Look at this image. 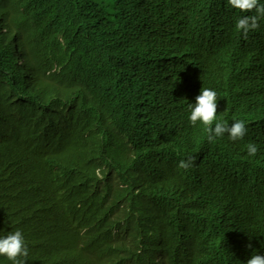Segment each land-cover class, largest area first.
Returning a JSON list of instances; mask_svg holds the SVG:
<instances>
[{"label": "trees", "instance_id": "trees-1", "mask_svg": "<svg viewBox=\"0 0 264 264\" xmlns=\"http://www.w3.org/2000/svg\"><path fill=\"white\" fill-rule=\"evenodd\" d=\"M13 1L43 19L29 16L27 12H23V17L10 14L15 8L9 6ZM71 1L65 0L64 7L56 0H28L25 4L24 0H0V29L7 28L0 34L3 54L0 56V97L10 94L11 84L19 104L0 101V183L12 186L10 191H4V196L13 193L18 200L10 204L14 216L8 218V231L0 237L17 230L23 234L26 225H31L35 237H51L52 241L46 243L26 236V258L40 264H50L46 256L53 253L64 264H153L159 246L181 256L183 264H231L228 255H240L247 262L249 254L255 255L264 245L263 238L260 242L256 239L255 248L249 247V234L245 230L248 227L252 235L264 233V99L255 93L264 85V73L257 75V70H264V51L259 53L240 46L236 40L223 38L221 32H211L205 26L196 27V20H188L182 14L190 7L181 3L172 7L180 6L181 10L169 12L163 7L167 0H148L149 10L158 7L156 11L162 12L163 18L158 22L152 19L140 22L150 13H140L134 8L123 10L119 6L121 0H74L75 4H70ZM132 2L123 1L124 4ZM35 5L38 8L34 9ZM102 5L105 7L100 8ZM46 6L50 8L45 9ZM108 7L114 8L108 13L110 21L94 18L95 14H106ZM55 9L63 13H57L50 21ZM120 16H123L121 20ZM171 19L176 22L174 36L161 35L159 28ZM128 20L133 23L122 38L125 43H132L127 51L148 68L150 80L146 85L158 75L160 81L155 91L132 95L131 104H136L120 120L123 137L116 141L114 160L110 162L105 154L110 145L96 141L95 137L101 136V128L91 117L103 110L110 91L102 90L106 86L89 74L95 70L94 63H99V59L89 63L90 44L96 40L95 35L91 38L90 35L102 30L110 32L108 23H113V30L117 32ZM75 21L78 24L73 27ZM147 22L150 24L144 26ZM59 24L66 25L67 29L54 34ZM29 26L38 30L23 31V27ZM46 28L49 31L40 34ZM146 29L157 32L155 38L159 39L154 47H151V38L141 36L148 34L144 32ZM32 33L38 34L32 42L40 44L26 49H34L26 54L35 68L29 71L17 53L20 39ZM63 33L75 38L65 39L63 43L58 39ZM97 41L100 44L97 51L105 54L104 68L113 70L107 55L108 43L102 39ZM176 41L179 44L172 49ZM75 43L73 52H66ZM8 50L15 53L5 54ZM142 50H148L151 60L141 55ZM52 53L53 56L58 53L63 57L79 56L84 60L76 64L58 60L59 70L64 67L70 70L61 80V73L53 75L52 68L47 67L52 62ZM41 56L45 57L43 66L38 64ZM9 58L15 62L7 63ZM153 62L160 63L155 71ZM16 66L27 77L17 72ZM123 66L127 71L134 67L130 62ZM113 77L108 75V84ZM35 81L43 91L38 100L29 91ZM127 83L136 85L131 80ZM180 85L190 86L197 95L202 88L216 91V122L231 125L236 120L245 121L247 132L236 140L245 146L232 163V170L223 166L221 155L224 145L231 150L238 149L230 143L236 141L226 133L209 142L205 126L199 121L193 126L189 120L188 105L195 103L197 95L185 93L188 87L176 90ZM60 87L64 89L59 91ZM237 89L249 90L238 94ZM52 97L57 101H50ZM117 97L126 99L124 95ZM73 101L83 105L80 118ZM111 103L116 109L127 111ZM248 143L257 146L255 156L248 155ZM189 157L195 158L194 166L180 168V162ZM237 168H242L243 173L238 174ZM100 169L102 176L98 174ZM96 181H103L109 187ZM172 182H177L182 191L173 197L160 195L165 184ZM90 185L100 187L102 194ZM228 196L231 206L235 204L230 206L229 229L216 235L207 221V209L220 205ZM85 198L95 206L97 202L100 205L83 208L78 201ZM32 199L33 203L25 206ZM0 200L3 206L2 196ZM35 202L46 205L36 208ZM237 207L239 217L235 226ZM38 211L42 215L37 216ZM167 211L175 212L180 219L172 222L165 218ZM215 242L231 248L221 249ZM120 245L127 247L123 253ZM237 248L241 250L237 252ZM70 259L72 263H67ZM7 261L0 256V264Z\"/></svg>", "mask_w": 264, "mask_h": 264}, {"label": "bare ground", "instance_id": "bare-ground-1", "mask_svg": "<svg viewBox=\"0 0 264 264\" xmlns=\"http://www.w3.org/2000/svg\"><path fill=\"white\" fill-rule=\"evenodd\" d=\"M28 0H24L23 4H25ZM58 3H62V5H64V7H66V5L64 4L65 0H56ZM124 0H121V2H119V6L121 9L123 10H127V9H135L136 11L140 12V13H150L148 16L146 17H142L140 19V22H143L145 20L148 19H152L154 22H158V19L163 18V14L162 12H157L156 9L158 7H156L153 10H149L150 5L148 4V0H133L134 2L132 3H128V4H124L123 3ZM153 1H161V0H153ZM207 1H211L215 4H217L215 1L216 0H204L203 4H200L199 6H196L194 4L195 0H167L166 2L163 3V7L167 8V10H169V12H173L176 10H181L180 6H176L178 3H181L183 5L189 6L192 9L200 7L201 10L199 12H193L191 9H188L187 11L182 12L183 15H186L188 20H196V27L198 28H203L204 24L206 23L207 18H213L215 19V21L220 24V30H221V34L223 36V38L226 39H231V40H236L238 42V44L240 46H245L248 49H251L253 51L259 52L261 53L262 51H264V27L262 26L263 22H264V17H261L258 21L259 23V27L255 30L249 31L247 37H244V35L242 34V32H239L236 30V27L234 26L233 28L227 27V23H224L222 21V17L223 16H235L237 18H240L244 15H256L255 11L253 10L252 14H248L245 12H241L238 9H234L232 8L230 5L228 4H217V8L214 11H208V8L204 5ZM138 3H141V5L139 6ZM259 3H264V0H259ZM70 4H75V1L72 0L70 2ZM9 6H14L15 8L11 11L10 14H15L17 17H23V12H27L29 16L38 18L39 20H42L43 17L42 16H38L34 13H29V9L21 6L20 4H16L15 1L11 2L9 4ZM105 7L104 5H102L100 8ZM38 8L37 5L34 6V9ZM50 6H46L45 9H49ZM114 11L113 7H108L107 8V13L106 14H95L94 18H102L104 22H108L111 20V17L108 16V13H111ZM57 13L62 14L63 11H58L57 9H55V13L52 15V18L50 21H52L54 18H56ZM123 16H120L119 19L121 20ZM85 21H89L88 19H85ZM124 26L120 25L119 26V30L116 32L114 31V27L115 25L113 23H108L107 24V29H109L110 32L104 31L102 30L99 33H92L90 35V38L93 37V35H95L96 40L94 42H92L90 44V55H89V63H92L91 60L92 59H99V63H94L95 65V70H90L89 74L93 77H95L93 80H100L102 82V84H104V86H106L105 89L102 88V90H106V91H110V93H107V98L105 100V104L103 107V110L101 112H97L94 115H92L91 117L93 119H95L97 122H99L100 124V134L101 136H97L96 141L97 142H104V143H108V145H110V149H106L105 154L107 159L111 162L114 160V155H115V151L117 148V144L116 141H119L122 139L123 137V131H122V126L120 124V120L121 118L128 114V110H130V108L134 107L136 103L131 104L132 101V95H141L146 93L147 91H155L157 89V87L159 86V81H160V77L158 75V77L151 79V81L149 82L148 85H146L147 81L150 80V76L149 75V70L146 67V65L144 64V62L132 57V53L127 51V48L132 46V43H125L122 38L126 37V28L131 25L133 23V20H128V21H124ZM78 24L77 21H75L73 23V27L76 26ZM150 24V22H147L144 26H148ZM176 24V22L171 19L169 21H166L163 25H161V27L159 28L158 31L161 32V35L164 33H168V35L170 37L174 36L175 34V30L174 25ZM231 24H233V22H231ZM11 28V27H9ZM27 29H34V30H38L37 27H33V26H29V27H23V31H26ZM50 28H46L44 30H42L40 32V34H44L47 33L49 31ZM67 29V26L64 24H59L58 26H55V29L53 30L54 34H58L64 30ZM7 31L6 27H2L0 29V34L4 33ZM130 32V31H129ZM144 32L148 33V34H143L141 36L144 37H149L151 38V47H154L156 40L159 39V37L155 38L156 33H150L149 29H146ZM140 36V37H141ZM38 34L36 33H32L30 37L25 36L22 37L20 39V41L18 42V46L20 47V51L17 53L19 55V58L21 60V62L25 65L26 69H29V71H32V69H35L31 66V64L28 62L27 58H26V54L27 52H33L34 49H31L30 51H27L26 49L28 47L31 46H36L39 45L40 43H33L32 39L33 38H37ZM75 37H70L67 33H63L59 36V40H63V43H65V39L68 40H73ZM88 38H86L87 40ZM98 39H102L105 40L108 43V48H107V55L110 57V60L112 62V66L114 67L113 70L108 71L104 68V64H102V61L105 58V54L101 51H97V48H100V44L97 41ZM138 39V38H137ZM179 44V42L176 41V43L171 46L172 49H174L177 45ZM77 46V43L73 44L71 47H69V49L66 52H73L74 48ZM62 50H60L61 52ZM7 55L11 56L13 55V53H15L13 50H8L6 52H4ZM140 55V54H139ZM141 55H145L146 58L148 60H151V56L148 54V50H142V54ZM140 55V56H141ZM0 56H3V54L0 53ZM53 56V53H52ZM67 60V61H74L75 64L79 61H83V57H63L60 53H58V55L53 56L52 58V62L51 64L47 65V67L52 68L51 71L53 73V75H58V73H61L63 75L61 80L65 79V76L67 74V72H70V70L66 69V67L63 68V70H59L60 68V63L56 64V62L59 60ZM12 58H9L7 63L12 61ZM262 61H264V58L262 59ZM15 62V61H12ZM131 63L134 67L131 68L130 71H127L123 64H128ZM2 64V62H0V65ZM39 66H43L45 64V57L41 56L38 62ZM153 70L155 71V66H160V63H156L153 62ZM9 65V64H8ZM16 70L17 72L21 73L22 75H24L25 77H27V75H25V73H23L21 70H19V68L16 66ZM262 73H264V70H257V75H261ZM108 75H114V77L112 78V81L108 84ZM13 78V77H12ZM29 78V77H28ZM27 78V79H28ZM140 78H142L143 80L140 81ZM127 80H131L134 81L136 83L135 86H131L130 83H127ZM257 80V79H256ZM31 82V81H30ZM7 84H9V82H6ZM90 83V82H89ZM26 84V83H25ZM33 86L29 87V91H30V95L35 98V100H38V97L43 93L42 91V87L39 86L37 84V82H33L32 83ZM138 86H143V87H139ZM9 90H10V94L4 95L2 97H0V101H8L11 102L13 104H15L16 106H18L19 104L17 103V101L15 100L14 96H13V86L11 84H9ZM183 87H188L189 90L188 91H184L185 93H189L192 94L193 96H196L197 94H195V92L192 90V88L190 86H185V85H180L178 87H176V90L182 91ZM59 91L63 90L64 87H60L58 88ZM249 89H246L245 91H242L241 89H237L235 91L238 92V94H243V93H247ZM255 93L259 96V97H263L264 99V85L262 84L261 86H259L257 88V90H255ZM118 95H124L125 96V100L119 99L117 96ZM51 98V97H49ZM53 99L51 100H55L57 101L56 98L52 97ZM75 98H78L77 96ZM46 102V101H45ZM43 102V104L45 103ZM116 103L122 106V108H127L126 110L123 109H116L113 104L111 103ZM72 106L73 108H77V112H78V117H82L83 116V110L81 107H83L82 103L80 101H73L72 102ZM140 107H145V106H140ZM230 143L234 146H238V149L235 150H231L230 148H228L227 146H223V151H222V164L223 166H227L230 170H232L231 165L233 162H235L238 158L239 155L241 153L242 148L245 146L244 142L241 141H236V142H232L230 141ZM101 170L100 169L98 171V174L101 175ZM236 172L238 174H242L243 173V169L242 168H237L235 169ZM243 177L248 178L246 175H244ZM42 179V178H41ZM44 180V179H43ZM97 183H101L103 184V186L105 187H109V184L103 182V181H96ZM17 184H20V182L17 180L16 181ZM90 188H93L95 190H97L98 192H100L102 194V191L100 189V187H94L93 185H90ZM10 189H12L11 185H8L7 183L1 182L0 183V196H2L3 202L5 204H3V206H0V221L2 222L0 224V235L6 233L7 227L10 225V222L8 221V218H13L14 213L12 212V208L10 206V204L12 202H16L18 200L15 199V197L13 196L14 194H10V196H4V191H10ZM20 192V191H18ZM22 193V192H20ZM22 195V194H21ZM1 201V200H0ZM70 202V201H69ZM68 202V203H69ZM212 202V200L209 201V204ZM33 203V199L29 201V203H26V205ZM79 205H81L83 208L86 209H90V208H96L98 207L100 204L97 202V206H95L89 198H85L82 199L80 201H78ZM50 204V203H48ZM239 204V203H238ZM237 204V206H238ZM46 204L43 205V203L40 202H35L34 206L37 207H42L45 206ZM221 205V209L219 210V216L216 219V224H214L211 229L215 232L216 235H219L220 233H223L225 231H227L228 228V224H227V219L230 217L231 211H230V206H231V197L228 196V198L222 200L220 202ZM234 205V204H232ZM232 208V206H231ZM70 209V208H69ZM161 209V206H160ZM37 216L42 215L41 211L36 212ZM164 217L167 219H170V221L174 222L180 219V217L175 213V212H170L167 211L164 214ZM235 217H236V222H235V226H238V217H239V207H237L236 211H235ZM23 234L24 239L26 240V236H32L34 237V239H38V240H43L46 243H50L52 241L51 237H35L33 235L32 232V227L31 225H26L25 229L23 230ZM251 237L256 238L258 242H260V240H262L264 238V233L260 234V235H256L253 233V235H251ZM215 244L219 245L221 247V249H230L231 245H221L220 243H216ZM127 248L125 247V245H120V250L124 251V249ZM258 255H264V245L261 247V249L256 253ZM251 253L249 254V258H251ZM46 258L50 261V264H64L65 262L62 261L59 257L58 254L53 253V254H48L46 256ZM169 258V261L165 262L166 259ZM241 256L240 255H228L227 259L231 262V264H233V262H239L240 261ZM25 260V264H33L31 261V258H22ZM67 263H72L71 259L67 261ZM7 264H12L11 261H7ZM36 264H40L38 261H36ZM141 264H145V263H141ZM153 264H183V258L181 256H175L174 254H171L165 246H159V248L157 249V251H155L154 254V261Z\"/></svg>", "mask_w": 264, "mask_h": 264}, {"label": "clouds", "instance_id": "clouds-1", "mask_svg": "<svg viewBox=\"0 0 264 264\" xmlns=\"http://www.w3.org/2000/svg\"><path fill=\"white\" fill-rule=\"evenodd\" d=\"M204 0H195L194 4L199 6L203 4ZM217 4L223 5L228 4L234 9H238L241 12L252 14L253 10L256 15H244L240 18L235 16H223L222 21L227 23V27L233 28L236 27V30L242 32L244 37H247L249 31L255 30L259 27V19L264 17V4H260L259 0H216ZM217 4L207 1L204 5L208 8V11H214L218 6ZM190 9L193 12H199L200 7ZM233 22V24H231ZM204 26L211 32H221L220 24H218L215 19L207 18ZM190 109L189 120L190 123L195 126L199 121L205 126V129L208 133L207 140L213 142L216 138L222 137L224 134H228L229 138L233 141L242 139L246 132V123L244 120H236L231 125H228L224 122L217 121V93L215 90L210 88H202L200 94L196 96L195 103L188 105ZM215 122L214 128L212 127ZM247 152L249 156H255L258 148L254 143H248L246 145ZM195 164V158L189 157L187 161H181L179 164L180 168L188 169ZM165 188L160 195H170V197L175 196L180 193L182 189L178 186L177 182L165 184ZM221 205H213L212 208L207 209V221L212 227L216 224V219L219 216V210ZM247 232L249 228L246 227ZM249 232V247L255 248L257 245L256 238L251 237ZM241 249L237 248V252ZM0 256L6 257L12 264H25V260L28 256V248L25 243L24 236L20 230H17L13 233L8 234L6 237H0ZM33 264H36V260H32ZM236 264H264V255H252L246 261L240 258L239 262Z\"/></svg>", "mask_w": 264, "mask_h": 264}, {"label": "water", "instance_id": "water-1", "mask_svg": "<svg viewBox=\"0 0 264 264\" xmlns=\"http://www.w3.org/2000/svg\"><path fill=\"white\" fill-rule=\"evenodd\" d=\"M233 206V205H232ZM234 206H235V204H234ZM245 230H246V227H245ZM246 232H247V230H246ZM249 232H250V230H249ZM249 232H247L248 234H249Z\"/></svg>", "mask_w": 264, "mask_h": 264}, {"label": "rangeland", "instance_id": "rangeland-1", "mask_svg": "<svg viewBox=\"0 0 264 264\" xmlns=\"http://www.w3.org/2000/svg\"><path fill=\"white\" fill-rule=\"evenodd\" d=\"M50 45V43H48V46ZM48 46H46L48 48Z\"/></svg>", "mask_w": 264, "mask_h": 264}]
</instances>
